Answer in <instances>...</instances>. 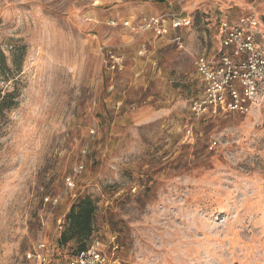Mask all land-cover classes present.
I'll return each mask as SVG.
<instances>
[{"label":"rangeland","instance_id":"1","mask_svg":"<svg viewBox=\"0 0 264 264\" xmlns=\"http://www.w3.org/2000/svg\"><path fill=\"white\" fill-rule=\"evenodd\" d=\"M179 10L191 19L180 49L133 30ZM247 14L264 25V0H0V49L9 63L12 46L26 53L0 79L18 95L0 120V264H40L42 244L44 264L74 258L59 225L84 197L86 248L115 264H264V106L191 112L194 57Z\"/></svg>","mask_w":264,"mask_h":264},{"label":"built area","instance_id":"2","mask_svg":"<svg viewBox=\"0 0 264 264\" xmlns=\"http://www.w3.org/2000/svg\"><path fill=\"white\" fill-rule=\"evenodd\" d=\"M114 25V21H111ZM124 26H130L128 21ZM191 27V19L182 10L156 17L145 18L133 28L135 32L150 33L155 37L173 35L172 43L179 49L183 47L182 30ZM264 25L252 14H247L234 21H221L218 24V47L214 53L198 54L193 66L202 84V94L192 103L194 117H211L220 113H235L240 116L258 112L264 106V40L261 29ZM216 140L209 144L213 150ZM81 166L75 168L79 172ZM73 178H67V187H73ZM63 229V225H59ZM118 247L114 246L116 250ZM38 254L33 257L46 263L44 245H39ZM31 258V254H28ZM98 249L91 248L81 252L66 264H115Z\"/></svg>","mask_w":264,"mask_h":264},{"label":"trees","instance_id":"3","mask_svg":"<svg viewBox=\"0 0 264 264\" xmlns=\"http://www.w3.org/2000/svg\"><path fill=\"white\" fill-rule=\"evenodd\" d=\"M25 55V47L23 45L12 46L9 63L8 57L0 49V79L2 83L9 82L14 79L15 75L20 74ZM17 98L18 95L15 91L4 92L0 87V120L3 119L5 113L16 108L18 104ZM70 207L58 242L64 246L71 242H76V257L87 250L86 241L93 232L96 207L90 198L87 197L78 198Z\"/></svg>","mask_w":264,"mask_h":264},{"label":"crops","instance_id":"4","mask_svg":"<svg viewBox=\"0 0 264 264\" xmlns=\"http://www.w3.org/2000/svg\"><path fill=\"white\" fill-rule=\"evenodd\" d=\"M160 14H161V13H159L158 15H160ZM158 15H152V16H149V17H146V18L156 17V16H158ZM227 20H231V19H227ZM227 20L225 19V20H221V21H227ZM221 21H220V22H221ZM185 30H186V29H185ZM182 31H183V30H182ZM161 38H162V37H161ZM201 94H202V92H201ZM201 94H200V96H201ZM200 96H199V97H200ZM199 97H198V98H199Z\"/></svg>","mask_w":264,"mask_h":264}]
</instances>
